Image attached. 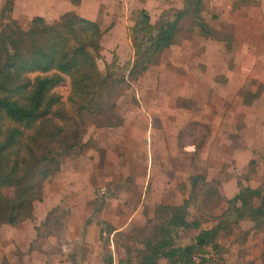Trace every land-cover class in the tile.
<instances>
[{
    "label": "rangeland",
    "instance_id": "rangeland-1",
    "mask_svg": "<svg viewBox=\"0 0 264 264\" xmlns=\"http://www.w3.org/2000/svg\"><path fill=\"white\" fill-rule=\"evenodd\" d=\"M142 2L101 0L95 20L108 30L98 40L100 72L115 64L127 74L133 58L127 27L138 9L153 22L182 6L181 0ZM17 3L14 8H23H11L8 21L25 28L39 15ZM38 4L31 6L45 3ZM205 10L211 27L230 34L229 49L182 24L175 44L136 80L127 78L114 107L121 123L88 124L85 149L64 158L42 185L31 218L0 225V264H103L107 255L140 264L155 205H176L189 195L188 217L197 218L199 228L218 221L230 226L217 236L222 261L213 254L202 264H264V213L263 226L252 229L251 221H236L237 202L229 200L242 187L264 183V0H205ZM256 89L259 94L245 102V93ZM53 91L66 104L68 78ZM196 174L204 181L192 189L189 177ZM209 187L218 188V199L204 194ZM106 225L114 231L107 233ZM194 233L178 231L174 241L182 245Z\"/></svg>",
    "mask_w": 264,
    "mask_h": 264
},
{
    "label": "trees",
    "instance_id": "trees-1",
    "mask_svg": "<svg viewBox=\"0 0 264 264\" xmlns=\"http://www.w3.org/2000/svg\"><path fill=\"white\" fill-rule=\"evenodd\" d=\"M77 1L70 0L74 5ZM12 2L4 0L0 8V225L31 218L32 204L40 200L42 185L64 158L85 149L81 137L88 124L116 127L121 123L114 107L127 88V78L136 80L153 58L175 44L182 24L188 32L196 28L205 36L223 41L226 49L231 40L229 33L208 23L205 0H181L180 8L172 9L169 15L160 12L153 22L141 8L127 27L133 56L127 74L116 71L115 64L106 65L100 72L96 66L98 40L108 27L101 28L98 21L68 10L50 22L34 16L21 28L8 21ZM65 76L66 104L53 91ZM258 94L259 89L246 92L244 101ZM203 181L199 174L190 176V188ZM218 193L216 187L204 192L208 196ZM189 198L176 205H155L152 214L156 223L141 241L140 264H158L160 258L167 264H202L213 254L222 261L217 236L220 229L229 230L230 226L218 221L213 227L199 228V220L188 217ZM229 200L237 202L236 221L249 220L252 229L263 226L264 183L242 187ZM56 209L57 205L50 208L43 221ZM105 230L111 233L114 228L106 225ZM187 230L195 233L187 243L176 244L178 231ZM102 261L132 264L122 258L112 261L110 255Z\"/></svg>",
    "mask_w": 264,
    "mask_h": 264
},
{
    "label": "crops",
    "instance_id": "crops-1",
    "mask_svg": "<svg viewBox=\"0 0 264 264\" xmlns=\"http://www.w3.org/2000/svg\"><path fill=\"white\" fill-rule=\"evenodd\" d=\"M17 1H18L17 4H22V3L27 4L29 9L31 8V10H29L27 6H24V8H27L30 14H36L41 16L42 14L45 13V11H47L48 14L47 13L45 14L48 15L49 17V19L46 18L48 22H50L51 20H53L54 18L58 17L60 14L68 10H73L78 15L85 17L87 19L95 20L96 12L97 10H99L98 9L99 4H101V0H80L79 3L75 5L72 4L70 0H14L12 11H17L23 8V6H19L18 8L16 6V8H14ZM40 1L45 3L42 8L37 7L38 5H40L38 4ZM122 1H126V0H122ZM142 1L143 2L142 4H140V6H144L145 3L147 2V0H142ZM34 2L37 3V6H31V4ZM45 14L44 17H46ZM117 25H120V23L119 22L114 23L110 31H114ZM3 225L5 224H2L1 226Z\"/></svg>",
    "mask_w": 264,
    "mask_h": 264
}]
</instances>
